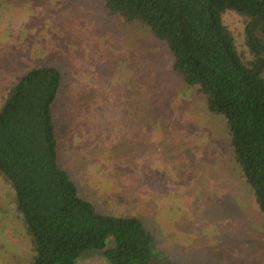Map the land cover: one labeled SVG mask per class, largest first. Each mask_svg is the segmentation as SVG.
I'll return each instance as SVG.
<instances>
[{"label":"rangeland","instance_id":"obj_1","mask_svg":"<svg viewBox=\"0 0 264 264\" xmlns=\"http://www.w3.org/2000/svg\"><path fill=\"white\" fill-rule=\"evenodd\" d=\"M224 20L246 60L245 19ZM64 73L58 161L100 213L140 219L161 264H264V218L226 120L172 70L149 29L98 0H0V104L32 65ZM0 175V264H31L32 237ZM157 251V250H156ZM76 264H109L97 251Z\"/></svg>","mask_w":264,"mask_h":264},{"label":"trees","instance_id":"obj_2","mask_svg":"<svg viewBox=\"0 0 264 264\" xmlns=\"http://www.w3.org/2000/svg\"><path fill=\"white\" fill-rule=\"evenodd\" d=\"M98 1L107 16L149 29L169 51L173 72L197 87L209 113L224 116L234 160L264 218V0ZM228 12L245 19L250 60L237 50ZM63 81L55 66L32 65L0 104V175L32 237L31 264H76L89 251L109 264H161L163 252L140 219L98 212L60 166Z\"/></svg>","mask_w":264,"mask_h":264}]
</instances>
